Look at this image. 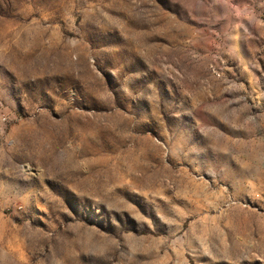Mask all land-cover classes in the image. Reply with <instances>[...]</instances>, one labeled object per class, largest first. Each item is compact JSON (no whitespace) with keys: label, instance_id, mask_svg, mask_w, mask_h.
I'll return each instance as SVG.
<instances>
[{"label":"rangeland","instance_id":"rangeland-1","mask_svg":"<svg viewBox=\"0 0 264 264\" xmlns=\"http://www.w3.org/2000/svg\"><path fill=\"white\" fill-rule=\"evenodd\" d=\"M0 264H264V0H0Z\"/></svg>","mask_w":264,"mask_h":264}]
</instances>
